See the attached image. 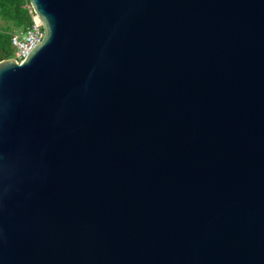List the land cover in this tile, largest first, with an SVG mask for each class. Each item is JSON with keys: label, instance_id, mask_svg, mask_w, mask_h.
Here are the masks:
<instances>
[{"label": "water", "instance_id": "water-1", "mask_svg": "<svg viewBox=\"0 0 264 264\" xmlns=\"http://www.w3.org/2000/svg\"><path fill=\"white\" fill-rule=\"evenodd\" d=\"M0 60V264H264V0H30Z\"/></svg>", "mask_w": 264, "mask_h": 264}, {"label": "trees", "instance_id": "trees-1", "mask_svg": "<svg viewBox=\"0 0 264 264\" xmlns=\"http://www.w3.org/2000/svg\"><path fill=\"white\" fill-rule=\"evenodd\" d=\"M30 0H0V60L13 58L12 36L31 23Z\"/></svg>", "mask_w": 264, "mask_h": 264}, {"label": "built area", "instance_id": "built-area-1", "mask_svg": "<svg viewBox=\"0 0 264 264\" xmlns=\"http://www.w3.org/2000/svg\"><path fill=\"white\" fill-rule=\"evenodd\" d=\"M31 23L24 29L17 30L12 36V45L15 48V56L18 61H22L30 50L42 41L44 36L43 24L35 14L31 4Z\"/></svg>", "mask_w": 264, "mask_h": 264}]
</instances>
